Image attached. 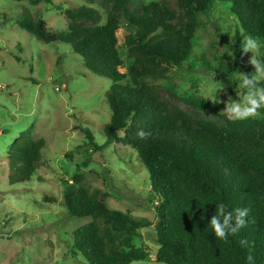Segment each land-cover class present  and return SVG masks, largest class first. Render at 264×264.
Here are the masks:
<instances>
[{
    "label": "trees",
    "instance_id": "obj_1",
    "mask_svg": "<svg viewBox=\"0 0 264 264\" xmlns=\"http://www.w3.org/2000/svg\"><path fill=\"white\" fill-rule=\"evenodd\" d=\"M89 1L100 11L87 6L63 11L66 33H51L43 20L30 15L15 23L43 43L68 46L88 72L111 81L105 93L111 112L103 128L105 146L131 147L148 173L156 196V263L249 264L251 254L252 264H264V116L232 120L206 99L179 96L168 82L190 58L201 27L198 17L214 8L232 17L233 33L219 29L217 40L243 67L244 38L264 45V0ZM121 24L129 30L122 41L129 62L125 73L119 71L123 60L116 36ZM159 87L193 110L219 117L223 125L193 121ZM139 130L151 135L140 139ZM32 131L31 126L5 150L10 184L29 181L41 165L45 140L35 139ZM85 138L94 152L102 149L89 131ZM64 183L68 215L91 218L72 233L74 255L87 264H131L146 256L132 241L151 227L148 220L108 208L105 194L90 190L81 176ZM220 203L227 210L249 209L246 225L227 240L216 238L210 225Z\"/></svg>",
    "mask_w": 264,
    "mask_h": 264
},
{
    "label": "rangeland",
    "instance_id": "obj_2",
    "mask_svg": "<svg viewBox=\"0 0 264 264\" xmlns=\"http://www.w3.org/2000/svg\"><path fill=\"white\" fill-rule=\"evenodd\" d=\"M52 1L53 5L45 0H0V264H87L72 251V233L91 218L70 217L63 200L64 182L71 183L74 176H81L90 190L100 189L108 208L151 223L132 241L146 256L131 264H157L152 208L156 196L148 173L131 147L105 146L103 128L111 116L105 93L111 81L88 72L68 46L43 43L15 23L30 15L59 34L67 31L65 9L87 6L100 11L89 0ZM101 17L104 21L102 12ZM198 18L201 27L190 58L180 72L170 73L168 82L175 84L179 96L217 97L221 102L207 101L225 113L228 97L242 100L246 92L238 71L248 75L255 71L248 63L252 53H243L244 66L238 67L232 53L219 44V29L233 33L232 17L224 9L214 8ZM128 33L125 24L116 32L121 73L129 64L122 43ZM256 55L263 60L264 45ZM159 90L193 121L223 125L219 117L193 110L163 87ZM259 111L263 117L264 108ZM31 126L33 137L45 140L41 165L29 181L10 184L5 150ZM85 131L102 147L100 151L91 149Z\"/></svg>",
    "mask_w": 264,
    "mask_h": 264
},
{
    "label": "clouds",
    "instance_id": "obj_3",
    "mask_svg": "<svg viewBox=\"0 0 264 264\" xmlns=\"http://www.w3.org/2000/svg\"><path fill=\"white\" fill-rule=\"evenodd\" d=\"M261 47L258 38L248 36L245 38L242 46L244 54L252 53L248 63L252 65L255 71L248 75L238 71L240 79V87L245 89L242 100L233 101L231 96L228 97L225 109L223 110L227 116L232 120H247L250 118H257L260 115V109L264 108V87L260 86L264 82V60L257 57L256 53ZM218 88L216 91L221 89ZM204 99H211L214 103H219L217 97L212 99L205 96ZM150 132L139 130L137 136L140 139H146L150 136ZM249 214L248 208H235L234 210H227V206L223 203L216 205L215 214L210 219V225L213 229L215 237L221 240H227L229 235H236L247 223V216ZM242 247L248 246L246 239H241ZM253 256L249 254L247 260L252 264Z\"/></svg>",
    "mask_w": 264,
    "mask_h": 264
}]
</instances>
